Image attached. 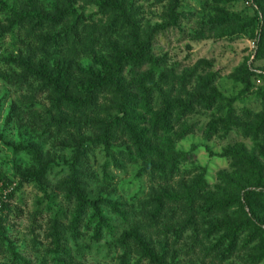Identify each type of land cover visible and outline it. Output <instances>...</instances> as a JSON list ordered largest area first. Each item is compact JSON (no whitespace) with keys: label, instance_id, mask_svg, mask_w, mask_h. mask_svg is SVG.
I'll return each instance as SVG.
<instances>
[{"label":"trees","instance_id":"trees-1","mask_svg":"<svg viewBox=\"0 0 264 264\" xmlns=\"http://www.w3.org/2000/svg\"><path fill=\"white\" fill-rule=\"evenodd\" d=\"M167 1V21L140 31L138 23L131 19L126 10L124 0H94L97 9L87 15L79 9L75 0H63L62 5L53 7V12L37 6L34 0H19L18 5L0 0V8L5 14L4 20H0V42L17 27L26 30L29 38L24 52L19 50L6 60L21 69L17 74L18 87L40 81L53 101V109L58 113L65 110V115H68L66 110L69 107L74 111L95 108L101 113L95 116L92 134H79L78 139H74L77 152L70 161H66L71 169L66 182L70 195L75 197L74 212L67 227L75 234H79L81 225L85 230H91L95 240L113 235L112 219L103 209L101 198L92 197L80 187L77 162L86 141L101 142L114 151H125L129 156L141 157L145 171L155 170L167 175L174 172L179 162L187 157V153L175 147L177 140L192 131L193 121L188 122L186 117L193 114L197 107L212 109L226 100L222 111L224 118H207L203 123L208 127L206 132L217 129L219 125L229 132L234 126H241L246 139L264 143V112L254 113L252 107L243 106L240 112L244 118L239 120L242 117L237 113V97L226 99L218 91L216 82L219 74L211 63L200 60L194 67L187 68L176 62L167 67L165 54L157 52L158 33L167 28L182 30L181 21L184 18L181 7L183 0ZM248 1L253 6L252 14L220 9L217 15L205 19L203 25L217 30V35L247 30L255 32L254 58L258 60L264 57V0ZM105 13L110 17L102 25L103 32L109 28L114 31L119 24L127 28V33L122 40L114 39L107 43L108 47L95 50L94 45L100 46L102 33L96 30L94 16L102 17ZM84 28L92 31L91 39L85 47L74 49L73 39L79 41V30ZM69 42L70 46L66 44ZM52 52L56 57L46 58ZM81 52L86 53L87 57H80ZM183 68L187 71L179 74L178 71ZM254 74L257 71L247 61L235 69L233 77L235 82L243 84V93L249 89ZM86 115L81 112L82 117ZM62 119L68 120L66 116L56 117L49 111L41 122L55 125ZM118 135L125 136L127 143L124 147L112 142ZM245 145L242 142L224 147L221 155L229 158L231 169L219 172L220 181L212 187L207 184L202 172L189 183L179 184L178 189L160 188L155 195L156 207L151 215L159 213L167 202L176 204L167 212L173 215L179 209L184 214L182 223L176 227L177 231L186 226L198 228L202 223L204 234L215 239L212 247L218 248L220 258L231 257L235 252L246 249L249 250L248 258L263 260L264 163L254 150L248 151ZM17 148L32 160L30 167L18 168L22 178L42 180L52 168L51 159H42V149L34 143H20L14 145L12 150L15 152ZM11 197L12 192H6L5 198ZM5 198L2 197L1 202ZM106 202L115 209L116 202L110 199ZM1 206L3 208L4 203ZM196 218H203V221L197 223ZM53 227L54 246L58 248L60 233L55 224ZM0 238L3 242L7 240L1 228ZM115 242L125 248L124 256L130 255L133 246L150 262L166 264L164 255L155 251L137 225L122 232ZM7 249L11 251L13 259L17 258L11 247ZM12 261L15 264V260Z\"/></svg>","mask_w":264,"mask_h":264},{"label":"rangeland","instance_id":"rangeland-1","mask_svg":"<svg viewBox=\"0 0 264 264\" xmlns=\"http://www.w3.org/2000/svg\"><path fill=\"white\" fill-rule=\"evenodd\" d=\"M7 1L12 5L19 4V0ZM34 1L48 12H53L56 4L63 3V0ZM75 2L86 15L97 9L94 0ZM124 5L140 31L161 25L168 19L167 0H124ZM181 7L184 15L182 30L167 28L160 31L156 39L157 52L165 54L167 67L176 62L187 68L194 67L200 60L211 63L219 74L216 82L218 91L226 99L237 97V113L242 117L239 120L244 118L240 112L243 106L252 107L254 113L264 112V57L254 58L255 32L247 30L217 35V30L203 25L205 19L214 17L220 9L252 14V3L248 0H183ZM3 11L0 8L1 21L5 17ZM109 17L107 13L102 17L94 16L96 30L102 33L100 46L94 45L95 50L108 47L107 43L114 39L122 40L127 33V28L119 24L114 31L109 28L103 32L102 25ZM91 33L89 28L79 30V41L73 39L72 47H85ZM28 41L26 30L17 27L0 42V228L7 237L5 242L0 238V264H14L12 260L15 264H156L142 257L133 246L130 255L124 256L125 248L115 242L122 232L135 225L140 227V232L143 231L155 251L164 255L166 264H264V259L248 258L249 250L246 249L235 252L231 257L220 258L218 248L212 247L215 239L204 234L203 218H196L197 223H201L198 228L186 226L177 231L184 214L179 209L173 215L167 212L176 204L167 202L159 213L151 215L156 207L155 195L160 188L178 189L179 184L189 183L202 172L210 187L218 183L219 172L231 169L229 158L221 155L228 145L245 142L246 149L254 150L264 163V143L246 139L241 126H234L229 132L219 125L217 129L206 132L208 127L203 123L207 118H224L222 111L226 100L212 109L197 107L186 117L188 122L193 121L192 131L177 140L175 147L187 153V157L167 175L155 170L145 171L144 160L136 155L114 151L101 142H84V150L77 162L80 187L92 197L101 198L103 209L112 219L113 235L95 240L91 230H85L84 226L80 225L79 234L68 229L75 197L70 195L66 182L71 174L66 161H70L77 152L74 139H78L79 134H92V123L101 113L95 108L89 110V107L81 111L69 107L66 110L68 115H65V110L58 113L40 81H31L19 88L17 74L21 69L6 60L19 50L24 52ZM66 44L70 46V42ZM62 49L66 51L65 46ZM79 56L87 57L83 52ZM48 57H56V54L52 52ZM246 61L257 74L251 76L249 89L243 93V84L235 82L233 74ZM185 71L183 68L178 73ZM175 86L179 87L177 82ZM49 111L56 117L66 116L68 120L62 119L55 125L41 122ZM81 112L87 114L85 118ZM78 118L81 121H77ZM112 142L124 147L127 140L125 136L118 135ZM20 143L39 145L42 159H51L52 168L42 180L34 181L20 175L18 168L22 170L32 164L30 156L19 151L20 148L15 152L12 150ZM6 192H12V197L6 199ZM2 197L5 198L3 202ZM107 199L116 202L115 209L107 204ZM54 224L60 233L58 248L53 241ZM8 247L17 254V258L13 259Z\"/></svg>","mask_w":264,"mask_h":264}]
</instances>
